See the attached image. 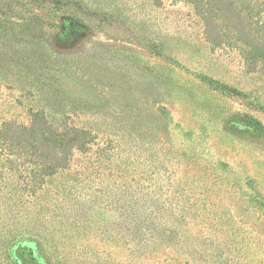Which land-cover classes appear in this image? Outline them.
I'll list each match as a JSON object with an SVG mask.
<instances>
[{
    "label": "rangeland",
    "instance_id": "rangeland-1",
    "mask_svg": "<svg viewBox=\"0 0 264 264\" xmlns=\"http://www.w3.org/2000/svg\"><path fill=\"white\" fill-rule=\"evenodd\" d=\"M62 1L0 0V127L33 111L93 129L122 170L213 219L210 248L264 264V76L208 41L186 0ZM34 253L13 257L39 264Z\"/></svg>",
    "mask_w": 264,
    "mask_h": 264
},
{
    "label": "trees",
    "instance_id": "trees-1",
    "mask_svg": "<svg viewBox=\"0 0 264 264\" xmlns=\"http://www.w3.org/2000/svg\"><path fill=\"white\" fill-rule=\"evenodd\" d=\"M186 1L208 41L230 46L264 76V0ZM92 130L33 111L28 124L2 123L0 264H17L14 250L23 244L39 264H238L210 248L204 230L217 226L204 224L213 219L197 215V204L163 200L146 170H122L120 155L97 144Z\"/></svg>",
    "mask_w": 264,
    "mask_h": 264
}]
</instances>
